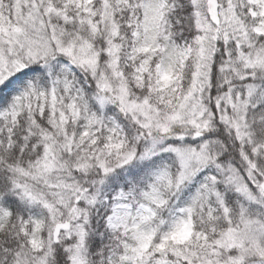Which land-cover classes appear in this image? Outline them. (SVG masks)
<instances>
[{
  "label": "snow or ice",
  "instance_id": "6c2138e0",
  "mask_svg": "<svg viewBox=\"0 0 264 264\" xmlns=\"http://www.w3.org/2000/svg\"><path fill=\"white\" fill-rule=\"evenodd\" d=\"M0 264H264V0H0Z\"/></svg>",
  "mask_w": 264,
  "mask_h": 264
}]
</instances>
